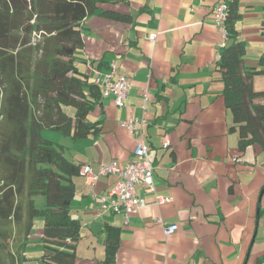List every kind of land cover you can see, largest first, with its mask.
<instances>
[{
    "label": "crops",
    "instance_id": "0c3cea01",
    "mask_svg": "<svg viewBox=\"0 0 264 264\" xmlns=\"http://www.w3.org/2000/svg\"><path fill=\"white\" fill-rule=\"evenodd\" d=\"M221 1L107 2L83 20V47L75 56L79 72L92 81L96 74L112 72L114 78L126 77L130 88L124 107L102 98L90 115L99 122V132L72 139L73 153L63 145L64 153L94 172L111 163L124 167L137 138L123 123L143 119L154 192L138 188L144 206L125 216L103 207L107 204L100 199L115 177H99L93 186L80 174L73 177L70 216L80 224L75 264H103L105 226L119 230L110 264H264V215L255 230L264 185V167L257 162H264V151L254 144L239 152L237 132L230 130L232 117L215 70L220 37L211 20ZM263 8L264 0H238L233 25L245 44L247 68H255L264 54ZM149 34L154 41L147 39ZM251 83L253 90L264 92V74L254 75ZM157 198L168 201L158 204ZM43 202L35 201L38 207ZM156 218L177 230L165 238ZM40 229L38 224L31 233L28 264L40 256Z\"/></svg>",
    "mask_w": 264,
    "mask_h": 264
},
{
    "label": "trees",
    "instance_id": "16d2710c",
    "mask_svg": "<svg viewBox=\"0 0 264 264\" xmlns=\"http://www.w3.org/2000/svg\"><path fill=\"white\" fill-rule=\"evenodd\" d=\"M117 1L122 0H0V264L27 262L36 219L41 252L34 264H75L80 224L70 216V205L72 178L81 166L42 130L71 134L73 140L99 132L90 115L101 106V87L79 72L75 55L83 47V20L99 4ZM225 6L226 42L215 70L231 113L230 130L237 132L239 152L254 144L264 149V103L257 102L264 92L251 83L264 74V54L255 68L245 67V44L233 25L238 0H226ZM37 196L44 198L42 207L36 206ZM104 232L103 264H110L119 230L105 226Z\"/></svg>",
    "mask_w": 264,
    "mask_h": 264
},
{
    "label": "built area",
    "instance_id": "2783aa9c",
    "mask_svg": "<svg viewBox=\"0 0 264 264\" xmlns=\"http://www.w3.org/2000/svg\"><path fill=\"white\" fill-rule=\"evenodd\" d=\"M226 0L217 3L212 11L211 20L217 28L220 42L218 51L215 55V61L220 57L219 51L226 42L225 19L227 9L225 6ZM147 39L154 41L155 35L149 34ZM100 85L103 98H111L114 104L118 107H124L127 94L130 88L126 77L118 76L114 78L113 73L95 75L93 81ZM147 91H143L144 99L147 98ZM143 119L127 118L123 126L127 133L136 137V144L132 152V158L124 167H119L115 163H111L105 167H99L96 172L92 171L89 166H82L79 169V174L82 175L89 186L96 184L99 177L113 176L116 178L113 186L106 192V196L100 199L103 207L113 212H123L125 216L136 213L144 206V200L138 194V188L143 189L146 193L154 192L153 186V166L149 159L150 148L142 137ZM168 200L157 198L156 202L162 204ZM128 219L126 218V221ZM155 223L161 226L163 236L169 237L177 230L176 225H168L161 218H156Z\"/></svg>",
    "mask_w": 264,
    "mask_h": 264
},
{
    "label": "rangeland",
    "instance_id": "374dc122",
    "mask_svg": "<svg viewBox=\"0 0 264 264\" xmlns=\"http://www.w3.org/2000/svg\"><path fill=\"white\" fill-rule=\"evenodd\" d=\"M75 56L77 58L78 53H76ZM78 67L81 68L80 65ZM42 133L44 134V136H45L46 139H49V141H51L53 143L60 144L62 146L63 145L66 146L67 148H69L70 152L73 153L72 146L74 145V142L72 141L71 134H69V135H63L62 133H60L58 131H54V130H50V129H43L42 130ZM254 146H256V144ZM259 148L261 149V151H264V149H262L261 147H259ZM65 156L68 157V152H67V154H65ZM257 165H259L258 167L263 168L264 167V162L259 159L258 162H257ZM38 198L44 200V198L42 196H37V197H35V201ZM43 204H44V202H43ZM39 220L40 219H36L35 226L33 228L34 230H36V226L38 224L39 225L41 224V220L40 221ZM28 263L29 262H26L25 264H28Z\"/></svg>",
    "mask_w": 264,
    "mask_h": 264
},
{
    "label": "water",
    "instance_id": "95a60500",
    "mask_svg": "<svg viewBox=\"0 0 264 264\" xmlns=\"http://www.w3.org/2000/svg\"><path fill=\"white\" fill-rule=\"evenodd\" d=\"M264 194V188L261 189L257 201V206H256V215H255V230L257 229L258 221H259V211H260V201L262 198V195ZM254 238V236H253Z\"/></svg>",
    "mask_w": 264,
    "mask_h": 264
}]
</instances>
